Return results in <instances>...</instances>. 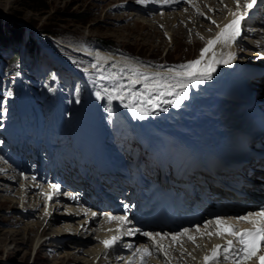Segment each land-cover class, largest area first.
Returning <instances> with one entry per match:
<instances>
[{"label": "rangeland", "instance_id": "obj_1", "mask_svg": "<svg viewBox=\"0 0 264 264\" xmlns=\"http://www.w3.org/2000/svg\"><path fill=\"white\" fill-rule=\"evenodd\" d=\"M178 1L180 3L170 4L173 7L168 5L164 7L161 3L152 4L156 2V0H152V2L145 3L146 6L158 5L159 8L153 7L146 9V11L141 7L142 3H139L138 0H0V21L5 25L21 27L23 33L31 37L37 36L35 33L37 31L42 32L40 29L43 28L53 30L55 32L53 40L46 39L50 41L51 47L57 53H62L66 57H62L65 62L72 59L82 61V58L67 52L58 44H67L68 47L72 48V46L79 45V42L87 41L91 45L85 43L82 49L89 47L94 52L109 51L136 64L155 69H167L196 59L200 49L216 34L218 22H221V20L214 19L215 11L212 10L214 7L206 3V0H202L201 5L194 4L193 1L192 4L187 3L186 0ZM181 7L185 9L182 10ZM222 7L228 11L231 6L225 2ZM188 9L196 13L199 9L200 13L204 15L199 14L198 20L207 28L204 27L201 31L196 25L190 29L186 28L185 25L196 22L194 14V16L186 14L185 11L189 12ZM174 10L183 11L185 17H175L176 22L173 19L170 20V23L173 24H165L164 15L172 13ZM167 18L170 19L171 15ZM212 20L216 21L215 25L211 22ZM31 27L34 30H31ZM244 35L238 43L233 45V47L236 46L238 52L236 54L238 56L237 61H242L241 59L244 57V61L247 57L253 58L252 55L245 54L248 47L242 44H247L248 41H245V37L248 39L251 36ZM46 39H42V43H45ZM2 43L0 41V45ZM11 46L20 48L18 44ZM100 46L107 47V49H101ZM248 46L254 50L252 44ZM256 48L258 51H262V48ZM23 59H28L25 54H23ZM24 60H22L21 65L20 57L16 60L15 56L14 60L13 53H6L0 58V125H2L0 126V143H7L12 137L14 139V145L11 147L12 158L18 164L26 165L29 163V166L22 172L24 174L21 175L20 169H18V173L5 159L0 160V264H114L115 262L121 264L124 257L123 252L119 249L114 251V257H108V252L105 253L101 261L99 259L100 254L95 260L94 255L87 249L90 245L100 242V240L92 239L97 234V231H93V229L102 225L98 215V218L87 214L83 215L86 216L87 221L92 220V224L86 225L88 227L82 231L75 232L74 229H68L70 232L63 233V236L62 233L57 234L56 229L60 226L59 224L63 223V220L56 221V219L65 216L64 213L61 214L62 211L65 212L64 207H57L56 198L49 203L40 199L39 194H43L45 191V184L42 174H36V171L32 169V167L37 169L40 164L38 166L36 161L31 160L33 156L30 147L31 141L37 138L40 148L53 147L60 143L67 126L75 118L78 104L76 100L79 99L80 103L84 96L88 97L91 90L94 94L95 90H99L102 85L95 88L89 82L91 87L88 84L89 87H86V84L70 70L67 69L63 72L60 68H55V61L46 57L43 52L35 57L31 68L23 64ZM84 61L87 63V68L85 65H80L79 71L83 72L87 69L85 78L92 80L93 76L99 77V68H92L93 63L88 59H84ZM118 61L121 60L112 59L111 63ZM68 67L76 72V69L71 68L70 65ZM90 68L92 70L89 71ZM50 71H54L55 77L51 78ZM101 74L109 75L110 72ZM113 74L119 77V80H105L106 86L110 87L112 83H120L121 74L116 70ZM59 79L62 80L63 85L59 84ZM24 80L30 83L31 94L26 88L21 87L22 95L25 96L20 98V95L16 96L17 86L21 85ZM262 89L264 92V86ZM8 92H11L12 95L9 96ZM191 94H193L192 90ZM260 99L262 100L264 97H260ZM56 101L59 104L54 105ZM114 102L124 110L114 107L113 102L109 103L106 100L104 116L106 125L116 133L128 134L134 130L137 124L142 123L144 125L142 119L134 116L128 108L121 106L123 104L120 101ZM108 108H111V112L106 110ZM5 109L7 111H4ZM21 112H23V116L20 118ZM153 121L155 120L153 119ZM160 123H162L160 127L163 131L179 133V129L176 131L177 128L170 118L161 120ZM142 124L140 125L141 128H143ZM173 127L176 129L173 130ZM37 128H39L37 137L33 135L31 137L32 130L36 134ZM25 141L27 148L23 149ZM4 154V147L0 145V158L5 157ZM10 168L13 171H8ZM252 173V168L244 171V174H249V176ZM16 174L21 175V178L18 179ZM27 174L35 177L30 184L36 182V189L35 187L29 189H35L36 192L29 190L27 192L25 189L28 188V185L22 181L28 179ZM253 174L256 176L255 173ZM254 176H250L249 183ZM218 179L211 181H217L220 186L228 182L226 179H224L225 181ZM48 191L53 193L50 188ZM231 194L228 192L226 196H221L220 193L216 197L222 202L232 198L234 195ZM75 224L74 226H76ZM91 231L93 232L91 233ZM141 236L143 235L135 236L131 244L144 241L152 242L147 237ZM39 240L41 241L39 242ZM121 242L120 239L118 243ZM194 244L197 245V242ZM122 246L126 249L124 254L130 252L129 249L131 248ZM131 258H134V255ZM180 261L185 264H192L190 260L188 263L184 260ZM125 262L123 264H129L128 262L132 264V261ZM218 262L216 261V263Z\"/></svg>", "mask_w": 264, "mask_h": 264}, {"label": "bare ground", "instance_id": "obj_2", "mask_svg": "<svg viewBox=\"0 0 264 264\" xmlns=\"http://www.w3.org/2000/svg\"><path fill=\"white\" fill-rule=\"evenodd\" d=\"M192 1L194 2V4H197V5L202 3V0H192ZM225 2L227 3L228 6H231V7H229L228 11L225 8L222 7L223 3H225ZM240 2H241V7H243L245 0H240ZM177 3H180V1H178ZM206 3H209L211 5V7L212 6L214 7V9H215V15H214L215 18L214 19L217 20V21L221 20V22H218L219 23L218 24L219 25L218 28H222L226 23H229L230 22V18L232 17V13L237 11L235 0H206ZM165 6L166 5H164V7ZM168 6L169 7H173V5H168ZM141 7L144 8L145 10L146 9L148 10L149 8H153V7L155 9L159 8L158 5H154V6H146L145 5V6H143L142 4H141ZM177 7H178V4H177ZM197 8H200V7H197ZM171 9H174V8H171ZM181 9L184 10L185 8L181 7ZM185 12H186V14H188V16H191V15L194 14L195 16L194 15L193 16L196 19L195 23L185 25L186 28L190 29L194 25L199 26L200 31L204 27L207 28L206 25H204L201 21L198 20L199 19L198 15L200 14V11L197 12V13L195 11L192 12L191 10H189V12L188 11H185ZM191 12H192V14H191ZM256 13H257L256 16L248 24V26L246 28L242 29L243 35L245 34V35H249V36L252 37V38L249 37V38H251V40H248L247 44L246 43H242L243 45H246L248 47V51L245 52V54L252 55L253 58H256V56H258L260 54L258 56V58H256L257 60H252V63L253 62H264V52H263L264 51V4H262L261 6H259V5L257 6ZM169 15H171L170 19L167 18ZM210 15H212V14H210ZM179 16L180 17H185V14L183 13V11H178V10L175 11L174 10L172 13H167L166 15H164L163 18L165 20V24L170 25V24H173V23H170V20L174 19V21H175V17H179ZM257 17H258V20H257ZM144 19L146 20V18H144ZM157 19L158 18L156 17V20ZM222 19H224V20H222ZM178 28H181V27H178ZM218 32L219 31H217L216 34ZM216 34L212 38H214L216 36ZM243 42H245V41H243ZM251 44H252L254 50H251L250 47L248 46V45H251ZM233 45H235V44H232L228 48H223L221 45H217L216 46L217 53L219 54L221 51H223L226 54L227 52L231 51V52H234V53L238 54V52L236 50V46L233 47ZM256 47L262 48V51H258L257 50L258 48H256ZM79 52L84 54V57H85L84 59H88L89 61H92L93 64L94 63L98 64V66H99L98 67L99 68V75H101V73H107V72H110L109 75H112L114 70L118 71L121 74V76H122V78L120 80V83H123L125 85L129 82V78L132 75V72H131L132 68H139L140 70L145 71V72H147L149 74H151L153 72H160V73L167 72V69H155V68H152V67H146V66H143L141 64H136V63L130 62L128 60L120 58L118 55H115L114 53H111L109 51L94 52V50H92L91 48L86 47L84 49H80ZM198 57H199V55L197 56V58ZM112 59L113 60H121V61L111 63ZM247 59H252V58L247 57ZM247 59H246V61H247ZM237 60H238V56L232 63H235V61L237 62ZM227 66H229V65H220V66H218L217 70L213 73V77L214 78H219L221 76L222 70L225 67H227ZM122 69H123V71H122ZM90 70H92V68H90L89 71ZM106 81H108V80H106ZM209 81L210 80H207L203 84H200V85H190L189 86V98L187 100H185L181 104V106L179 108L175 107L174 105H168V104H164L163 102H161V106L159 108L153 109L148 114V117L146 118L145 123H148L149 120H153L154 119L155 122L158 123L157 125L160 126V124H162V123H160L161 120H164L166 118H170L172 120V123L177 128L176 129L175 127H173V130H174V128L176 129V131L179 129V133H185L186 131H193V128H194V126L196 124L198 126L202 127V125H203L202 122L200 120L194 119L192 117V114L195 113V111L197 110L198 107H202L204 104H206L208 102V100L210 99L209 97L213 94L212 90L208 86H206V84ZM86 82H87V84L89 86L91 85L90 83H92V85L95 88H98L99 85L106 86L105 80H99L97 83H94L93 80H90V79L86 78ZM219 83L220 82L218 80H216L215 83H214L215 87H216V90H218L220 88V86H221V84H219ZM251 84L254 85V87H255L254 89H256V91H258L259 94L261 95V93L263 92L262 86H264V81H262V80H254V81L251 82ZM203 86H205L204 90H203ZM134 88L136 90H142L143 89V85L142 84H138V85H135ZM191 90L193 91V94H191ZM249 91L250 90H249L248 87L239 88L238 92L236 93V98H238V99L247 98V96L249 94ZM193 95H195V96H193ZM259 100H260L261 104H264V99L261 100L259 98ZM126 102L127 101H125V103ZM261 104H260L259 108L262 111H264V108H263L264 106L262 107ZM165 107L168 109L167 111L163 110ZM95 108H97V105L95 106ZM151 113H153V115H150ZM92 119H94V115H90L89 120H92ZM145 127L146 126L143 125L142 129L143 130H147V128H145ZM170 127H171V125H170ZM162 132L165 135H169V133H167L166 130L163 131V129H162ZM184 144L186 146H190L187 141H184ZM257 147H258V152L262 155V157H260L259 159H257V158L256 159H252L248 163L243 164L240 167H238V166H234L233 167V170L238 172V173H242L246 168L251 167L252 170H254L253 173H255L256 176H254L253 173L250 175V176H254L250 183L248 182V180H245L244 183L241 182V181H236V189L234 191H228L229 193H232L231 195H234L232 198L226 200V201H228L227 204L229 206L235 204V202H236L238 197L243 198V199H245L247 201H253V199H256L257 197L258 198H262V192L264 191V174L262 173V170L260 169L259 164L263 165V170H264V144L263 143H258ZM188 159L189 158L186 155H183V159L182 160L180 158H178V157H174V162L173 163L175 165H177V166H181L182 168H185V169L188 170V167H190L188 165ZM8 171H13V170H12V168H10V170H8ZM55 174L60 179H62V182H63V172L61 174V169L57 170L55 172ZM71 174H74V173L71 172ZM223 174H225V172H222L220 174V176H222ZM16 175H17L18 179L21 178L20 177L21 175L20 176L18 174H16ZM30 175L31 174H27L26 176H27L28 179H23L22 182H25L28 185V188H25L27 190V192H28V190L30 192H36V191H34L35 189H33V190L29 189L30 187L31 188L35 187L34 183L30 184L31 182H33L29 178ZM226 176H229V178H226ZM226 176L224 178L223 177H219L218 180L219 181H223L224 179L231 180V175L230 174H227ZM250 176H249V178H250ZM203 179L206 182H208V178L207 177L203 178ZM193 180H195V178L191 177L190 181H193ZM226 184H229V183L227 182ZM98 186L101 189H107V185L104 183L103 180H99L98 181ZM207 186L201 187V185H199L200 192L203 189H204V192L206 190H210L211 194L214 196V199H218L216 196L218 194H220V193H221V196H226V193L228 194V192L227 191H223V189L219 185H213V184L208 183ZM48 188H50V186ZM193 188H195V187L192 186L191 189L185 191L184 195H188L190 192H193ZM248 188H250V189L248 190ZM75 190H77V189H75ZM75 190H73V192ZM51 191L53 192V188H51ZM73 192L71 191L68 194H71ZM50 193L51 192L48 191V193H46V194L49 196ZM55 194H57V193H54L53 196H55ZM48 196L45 199L46 201H47ZM57 197H58V195L56 197H54V199L55 198L57 199L55 201L56 204H57V207L58 206H63L64 210H65V212L64 211H62V212L60 211L61 214L64 213L65 216H62L60 219L59 218L56 219V221L61 220V219L63 220L62 221L63 223L59 224L60 226L57 227V229H56V231H58V233H57L58 235H60L62 233V236H63V233L70 232L68 229H74L75 232L82 231L86 227H88L86 225H91L92 224V220L91 221H87L86 216H83V215L87 214L88 216H93L92 215L93 213H97V211L95 209H90V210L81 209L80 210L77 207V205L80 203V201L78 199H73V198L68 199V198H65L64 196L63 197H59L60 199H58ZM194 198L196 199V197H194ZM51 200L52 199H50V201ZM55 202H52V203H55ZM54 206H56V205L54 204ZM71 207L72 208H76L77 210H73V209H71ZM70 210H72V211H70ZM240 213H237V214L242 215ZM97 215H96V217L98 218L99 215L98 216ZM220 216H222V215H220ZM223 217H225V219L229 220L230 222L235 223L238 227H240L242 225L241 221H236L234 219L236 216H223ZM74 223H76L75 224L76 226H74ZM199 224L201 225L202 233L204 231H214V229L212 227H210L207 230H205L203 228V222L199 223ZM112 227H113L112 221H109L106 224L102 223L101 227L93 229V231H97V234H96L95 237L93 236L92 239L96 240V241L100 240V242L98 241L97 244L90 245L87 249H89V252L94 255V259L95 260L97 259L98 255L100 254L99 255V259L101 261L102 256L105 253H107V252H108V257H114V254H113V253H115L114 251L119 249L121 252H123V257H124V261H122L121 264H123L125 261H132V264H141L140 257L138 255H136V248L137 247L147 246V247H149L151 249V254L146 257L145 264H185V263L181 262L180 260H184L187 263H188V260H190L192 262V264H203L204 256L210 254L211 249L213 248V246H215L217 244H222L223 245L225 243V240L227 238H230V237L222 238V237L214 235V234L212 236H210V237H208L206 235H203V234H199V235H196V240H195V242H197V245H195L192 241H189L187 238H182V241H181L182 245H181V243L174 244L170 239L161 238L160 242L163 245V251H161V252H158L156 250V248L153 246L152 242L144 241V242H137L135 244H132L133 247H130L131 248V249H129L130 252L124 254V251L126 249H124V247L122 245H125V247L128 244L131 245V243L135 239V236L137 237L138 235H142V234H136L134 236V238H132V239L123 238L121 240L122 241L121 243L117 242L113 247L106 249L104 247L103 241L106 240V239H111L113 236H115L114 228H112ZM129 228H136V227L135 226H130ZM117 229H119V227ZM109 230H111L110 233H109ZM93 231H91V233ZM122 231L123 232L121 234L123 235L124 234V230L122 229ZM94 233H96V232H94ZM192 234L195 235V229L194 228L192 229ZM117 236H120V234H118ZM40 241L41 240H39V242ZM117 244H119V245H117ZM164 252H167V256L166 257L164 255ZM190 254H193V255H190ZM133 255H134V258H131ZM183 256H185V257H183ZM217 261H219V262L218 263L215 262V264H231L230 263V258L229 259H225V260L224 259H220V260H217ZM125 263H127V262H125ZM114 264H116V262Z\"/></svg>", "mask_w": 264, "mask_h": 264}, {"label": "snow or ice", "instance_id": "obj_3", "mask_svg": "<svg viewBox=\"0 0 264 264\" xmlns=\"http://www.w3.org/2000/svg\"><path fill=\"white\" fill-rule=\"evenodd\" d=\"M139 3H148L152 0H138ZM163 5L177 3L178 0H156ZM192 4V0H186ZM237 11L232 13L233 19L226 23L221 30L212 39H209L207 44L200 49V54L197 59L187 61L186 63L168 67L167 72H153L151 74L132 68V75L129 82L114 83L110 87L102 86L95 91L94 95L97 99H106L109 103L112 101H120L125 108L131 110L134 116L141 119L145 118L153 109L159 108L161 102L168 105H174L179 108L181 104L189 98V84L200 85L207 80L213 78V73L220 65H231L237 58L236 53L221 51L217 53L216 46L221 45L223 48H228L232 44L238 43L242 37V22L245 21L251 14L252 10L257 6L259 0H245L243 7L247 11H240L241 2L235 0ZM215 11V9H212ZM199 12V9H197ZM204 15L203 13H200ZM210 19V18H209ZM214 25L216 21H211ZM92 68H98V64H92ZM178 69V70H177ZM87 71V69H85ZM123 71V69H122ZM119 80L115 74L93 76L92 80L97 83L99 80ZM142 84V90H136L135 85ZM11 96L12 93L8 92ZM127 101V103H125ZM79 103V99L76 100ZM111 112V108L106 109ZM167 111L165 107L163 109ZM4 111H7L6 109ZM2 126V125H0ZM54 189H59V184L52 185ZM76 199L75 196L72 197ZM126 206V211H127ZM93 217L97 213L92 214ZM109 221L116 220L120 222V226L124 227L131 223L127 214L115 216L111 213H105ZM236 221L246 222L251 224L250 228H239L235 223L225 219V217L216 215L209 220L203 221V228L207 230L212 227L214 231H204L202 233L201 225L195 224L192 228L182 227L174 232H149L139 228H127L126 234L129 236L137 233L142 234L152 241L153 246L158 252L163 251L161 238L170 239L174 244L181 243L182 238H187L195 243L196 235L203 234L208 237L214 235L230 237L225 240L223 245L217 244L213 246L210 254L205 255L203 264H215L217 260L231 258L234 264H248L249 261L257 259L259 264H264V207L259 211L247 212L243 215H237L234 218ZM195 229V235L192 234V229ZM120 240L119 236H113L111 239L103 241L106 249L113 247ZM131 247V245H129ZM151 254V249L147 246L137 247L136 255L140 257L141 264H145L146 257ZM165 257L167 252H164ZM131 264V262H129Z\"/></svg>", "mask_w": 264, "mask_h": 264}, {"label": "trees", "instance_id": "obj_4", "mask_svg": "<svg viewBox=\"0 0 264 264\" xmlns=\"http://www.w3.org/2000/svg\"><path fill=\"white\" fill-rule=\"evenodd\" d=\"M42 33L53 35L55 32L50 29H40ZM23 33V29L19 26H11L5 25L0 21V41L3 43L0 45V54L6 51H13L16 55L18 52V48H14L11 45L18 44L19 46H25V55H29L30 57L34 52L38 51L37 42L34 40L33 37L28 36L25 37ZM54 36V35H53ZM23 40H27L23 43Z\"/></svg>", "mask_w": 264, "mask_h": 264}]
</instances>
